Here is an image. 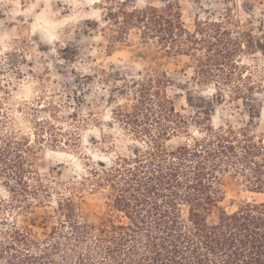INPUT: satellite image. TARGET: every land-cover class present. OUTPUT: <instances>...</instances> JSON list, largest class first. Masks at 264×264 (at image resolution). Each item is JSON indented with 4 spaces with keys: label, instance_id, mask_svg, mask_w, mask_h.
<instances>
[{
    "label": "trees",
    "instance_id": "16d2710c",
    "mask_svg": "<svg viewBox=\"0 0 264 264\" xmlns=\"http://www.w3.org/2000/svg\"><path fill=\"white\" fill-rule=\"evenodd\" d=\"M109 3L104 20L115 29L111 44L126 45L133 35L141 44H155L163 59L185 56L195 88L212 86L217 101H249L254 115L263 80L254 81L250 64L240 59L264 55V21L256 27L262 37H256L253 20L241 23L227 8L189 30L172 0L159 8ZM109 70V78L122 81L132 94L114 107L113 119L141 148L52 188L33 171L38 154L27 146L28 138L16 143L13 136L0 138V180L7 193L0 211L16 214L14 221L0 219V264H264V137L254 141L240 130L239 141L231 128L206 126L190 144L172 148L167 143L187 133L188 122L168 95L175 84L162 64L136 75ZM60 138L55 134L46 145L81 147L79 138ZM234 168L262 200L242 201L229 212L221 205V179ZM95 190L104 191L106 200L100 220L92 223L82 203L84 194ZM52 191L55 207L38 229L17 222L49 203Z\"/></svg>",
    "mask_w": 264,
    "mask_h": 264
},
{
    "label": "rangeland",
    "instance_id": "374dc122",
    "mask_svg": "<svg viewBox=\"0 0 264 264\" xmlns=\"http://www.w3.org/2000/svg\"><path fill=\"white\" fill-rule=\"evenodd\" d=\"M127 2L138 8L167 4V0ZM172 2L179 6L182 21L189 30L197 22L215 20L231 8L241 23L253 20L254 35L262 37L256 27L264 21V0ZM108 8L109 0H0V138L13 136V143L28 138L27 146L38 154L32 161L33 171L44 184L56 188L82 176L90 167L109 166L118 156L130 155L135 147L141 148L111 114L117 104H125L132 94L124 89L122 81L109 78L110 66L115 67V72L124 70L136 75L155 62L162 64L175 84L168 95L175 110L188 122L187 133L177 134L167 143L172 148L190 144L193 138H199L197 131L206 126L231 128L239 141L243 138L240 130H245L254 141L264 137V55L240 59L250 64L254 81L260 76L263 80L262 93L256 95L259 106L252 115L249 101L227 98L217 101L212 86L195 88L187 57L163 59L155 44H141L133 35L126 45L111 44L110 39L116 33L104 20ZM260 28L264 34V23ZM55 134L57 138L63 135L61 141L79 138L80 149L49 147L46 143ZM235 172L236 168L224 173L221 179L225 198L221 205L229 212L235 211L242 201L262 200V196L248 191L244 176ZM1 180L0 199H7ZM105 195L102 190L84 194L82 207L86 220L92 223L100 220ZM51 198L33 212L18 216L17 222H31L38 229L55 207V191L51 192ZM14 216L0 211V219L7 218L10 222Z\"/></svg>",
    "mask_w": 264,
    "mask_h": 264
},
{
    "label": "bare ground",
    "instance_id": "6f19581e",
    "mask_svg": "<svg viewBox=\"0 0 264 264\" xmlns=\"http://www.w3.org/2000/svg\"><path fill=\"white\" fill-rule=\"evenodd\" d=\"M95 2V1H94Z\"/></svg>",
    "mask_w": 264,
    "mask_h": 264
}]
</instances>
